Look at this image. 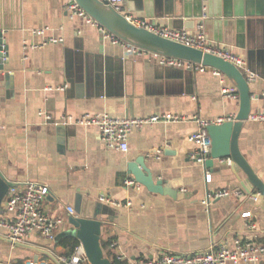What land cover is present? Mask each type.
Here are the masks:
<instances>
[{"label":"crops","instance_id":"1","mask_svg":"<svg viewBox=\"0 0 264 264\" xmlns=\"http://www.w3.org/2000/svg\"><path fill=\"white\" fill-rule=\"evenodd\" d=\"M67 3L0 0V30L8 52V70L0 71V172L17 186L31 181L47 185L43 208L65 221L54 240L33 233L24 242L50 251L59 263L46 255L40 259L67 264V248L60 240L72 237L64 233L71 227L72 214L101 220V237L112 239L104 253L122 264L166 252L215 250L238 235L264 242V199L247 174L234 168L230 158L215 159L213 166L206 167L189 157L195 146L189 139L197 129L195 114L210 121L237 115L239 97L222 92L223 86L234 83L223 73L222 83L218 69L210 66L193 71L164 66L153 51L128 53L121 43L104 38L97 25L71 16ZM202 4L200 0L122 3L125 14L191 31L206 7L208 42L246 59L256 73L249 80L251 112L264 111V0H203ZM247 10L251 14H238ZM182 12L186 15L177 18ZM40 28L44 33L37 32ZM59 37L64 40H49ZM243 73L248 77L247 70ZM87 112L118 117L174 114L187 119L134 128L129 149L123 151L107 147L95 125L64 122L69 114ZM239 143L264 181V125L248 119ZM138 160L154 181L188 196L173 197L139 183L130 172V164ZM224 187L242 189L243 194L214 199L208 206L203 203L208 193ZM101 194L121 205L101 201ZM4 201L0 214L9 217L3 211ZM246 211H251L250 218L242 216ZM249 219L255 222L254 229L246 225ZM8 238L7 228L0 226V262L26 264L34 258V251L14 246ZM233 264H264V255L257 262Z\"/></svg>","mask_w":264,"mask_h":264},{"label":"built area","instance_id":"2","mask_svg":"<svg viewBox=\"0 0 264 264\" xmlns=\"http://www.w3.org/2000/svg\"><path fill=\"white\" fill-rule=\"evenodd\" d=\"M112 5L117 11L124 13V0H104ZM67 7L71 12V16H80L83 20L97 25L104 38H111L115 43H121L128 53L144 54L147 50L121 40L116 35L111 33L105 26L94 19L78 2L77 0H68ZM203 9H206V7ZM127 19L134 24L146 27L149 30L161 35L165 38L172 39L186 45L200 48L203 51L216 54L223 57L225 60L234 63L241 70L245 69L248 72L247 80H252L256 77V73L248 68L247 61L244 57L231 52L227 48L212 45L207 40L205 13L200 17L195 31L185 28H174L168 25H159L151 22L147 18L134 17L133 15L125 14ZM38 33H44V29L37 30ZM50 41H63V37L50 38ZM154 54L159 59L160 64L170 67H178L193 71H204L207 66L202 63H197L189 60L169 57L157 52ZM216 73L222 74L221 71L215 70ZM246 76V75H245ZM225 77L221 75V82L225 83ZM64 87V86H62ZM222 92L230 97L237 98L239 93L236 86H223ZM47 118H50L46 115ZM179 120L187 119L180 115L174 114H153L142 117H118L112 116L109 113H82L80 115H67L64 117V122L67 124H83L95 125L100 131L102 141L107 147L127 151L129 149V136L134 128H141L144 125L154 124L159 120ZM197 123V129L193 131L189 137L194 142L195 146L189 152V157L199 163H205L210 157L211 137L209 136L208 126L211 123L220 124L227 120L235 119V115L219 117L215 121H210L201 117L199 114L193 116ZM249 119L258 121L264 125V111L251 112ZM211 175H206V181H210ZM126 182H133L128 179ZM49 194V187L39 182H28L23 186L16 184L9 188L5 197L3 211L9 213V217L0 214V226L7 228L9 237L15 241H24L33 233H40L47 239L54 240L57 231L65 223L63 217H55L43 208V202ZM231 194L241 195L242 189H231L224 187L217 189L207 194L203 200L207 206L211 201L217 198H223ZM256 194L254 197H257ZM100 200L110 203L115 206H120L121 203L111 199L107 194H101ZM132 203L129 202L128 205ZM69 213H74L72 206H68ZM242 216L251 217V211L242 213ZM250 229L255 228V222L250 219L246 222ZM14 246H16L13 243ZM116 241L111 243L115 247ZM264 255V242L255 240L252 236L238 235L232 240V243L222 244L218 249L196 252V253H163L155 258H143L134 261L130 264H233L240 261L257 262ZM117 258L124 260L122 255H117ZM67 264H86L88 258L86 256L83 245L80 243L76 246L74 253L70 257L64 258ZM3 264V262H0ZM12 264V263H5ZM26 264H51L48 259H29ZM128 264V263H126Z\"/></svg>","mask_w":264,"mask_h":264},{"label":"water","instance_id":"3","mask_svg":"<svg viewBox=\"0 0 264 264\" xmlns=\"http://www.w3.org/2000/svg\"><path fill=\"white\" fill-rule=\"evenodd\" d=\"M77 2L94 19L121 40L139 46L147 51H153L165 56L189 60L213 67L225 74L234 83L239 93V111L233 120H227L220 124H209L208 131L211 137V151L210 157L204 164L206 167H211L215 159L230 158L234 168L238 166L247 174L249 181L259 191L260 197L264 199V181L241 151L239 143L242 127L249 119V115L252 111L250 84L243 71L234 63L225 60L221 56L165 38L146 27L134 24L127 19L125 14L117 11L104 0H77ZM200 2L203 6V0H200ZM203 13L204 11L202 9L197 16L201 17ZM237 13L238 12H235V14ZM184 14L186 15V12L180 13V16H177V18H181V15ZM238 14L249 15L251 13L247 10ZM193 23L195 24L194 21ZM239 24L242 25V21L239 22ZM185 26L189 28L186 23ZM175 27L183 26L178 25ZM4 44L3 32L0 30V71L8 70L6 65L8 63V52ZM130 172L134 174L135 179L139 183L146 185L152 191L166 193L173 197L188 196L187 193H181L175 189L166 187L161 180L154 181L149 169L142 160L130 164ZM13 185L14 183L7 180L3 173L0 172V209L1 203L6 197L9 188ZM69 223L71 227L65 230L64 233L66 236L76 237L80 241L90 264H115L105 255L101 244V220L94 217L72 214L69 216ZM8 240L15 245L24 246L34 251L35 260L39 259L40 255H46L59 263L57 257L46 249L28 244L24 241L14 242L10 237Z\"/></svg>","mask_w":264,"mask_h":264},{"label":"trees","instance_id":"4","mask_svg":"<svg viewBox=\"0 0 264 264\" xmlns=\"http://www.w3.org/2000/svg\"><path fill=\"white\" fill-rule=\"evenodd\" d=\"M111 240H112L111 238L106 239V238H104V236H102L101 237V244H102L103 248L108 247ZM60 244H62L63 246H65L67 248L66 256L70 257L74 253L76 246H78L80 244V242L76 237H67V238L61 239ZM110 253L111 252L109 249V252H107V255L109 257H110ZM113 262L115 264H122V262L118 261L116 259V257L113 258Z\"/></svg>","mask_w":264,"mask_h":264},{"label":"rangeland","instance_id":"5","mask_svg":"<svg viewBox=\"0 0 264 264\" xmlns=\"http://www.w3.org/2000/svg\"><path fill=\"white\" fill-rule=\"evenodd\" d=\"M242 71H243V69H242Z\"/></svg>","mask_w":264,"mask_h":264}]
</instances>
